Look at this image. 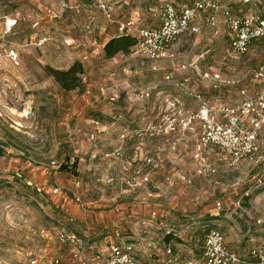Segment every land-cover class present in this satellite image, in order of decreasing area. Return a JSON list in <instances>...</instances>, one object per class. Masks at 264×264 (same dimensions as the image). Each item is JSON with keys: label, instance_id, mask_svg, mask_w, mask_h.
<instances>
[{"label": "rangeland", "instance_id": "rangeland-1", "mask_svg": "<svg viewBox=\"0 0 264 264\" xmlns=\"http://www.w3.org/2000/svg\"><path fill=\"white\" fill-rule=\"evenodd\" d=\"M194 1L103 0V10L97 0H0V25L3 17L21 14L13 34L0 42L19 54V65L0 58V141L5 145L0 264L51 258L57 243L48 238L62 229L83 236L97 251L132 245L141 264H155L157 250L161 253L167 243L186 260L203 264L200 254L211 229L224 233L243 259L264 251V226L233 207L251 188L246 206L254 218H264L256 171L249 164L229 168L213 149L209 157L219 173L197 175L201 126H184L188 114L200 108L187 90L202 93L213 105H234L237 99L227 88L204 94L212 89L201 78L204 72L221 70L250 94L260 89L251 76L264 65V41L254 42L246 55H231L225 30L217 36L204 27L178 39L173 61L154 62L132 51L112 59L104 54L108 41L121 36L122 25L133 22L130 33L137 34L160 25L164 2ZM228 4L236 14L264 18V0ZM76 62L84 67V86L63 91L48 68L68 70ZM183 65L187 69L178 71ZM24 178L39 181L43 192ZM220 198L228 200L230 211L218 213ZM157 215L168 216L158 227L160 222L151 219ZM169 229L170 239L164 235Z\"/></svg>", "mask_w": 264, "mask_h": 264}, {"label": "built area", "instance_id": "built-area-1", "mask_svg": "<svg viewBox=\"0 0 264 264\" xmlns=\"http://www.w3.org/2000/svg\"><path fill=\"white\" fill-rule=\"evenodd\" d=\"M46 1V0H42ZM101 9L107 6L103 0H97ZM222 0H196L190 5L178 6L172 2H164L159 7L160 25L141 29L137 33V43L133 49L135 55H141L148 60L158 62L174 60L173 50L176 42L183 35L191 32L199 34L201 27L206 25L212 29L218 26L217 14ZM246 3L251 0H245ZM223 19L231 41L229 53L231 55H246L251 45L259 40L264 41V18L252 15L238 16L231 8L223 9ZM21 14L5 16L0 25V42L10 37L17 27ZM46 39L40 40L38 45L45 44ZM6 57L15 65H19V54L12 46L0 45V58ZM252 81L262 86L254 94L248 93L246 88L238 85L240 81L224 78L222 71L207 72L204 79L209 80L212 89L219 92L222 88L239 89L241 102L234 105H213L200 96L191 95L200 102L196 113L190 112L185 120V127L198 123L201 126L197 146V158L201 160L197 175L212 178L219 173L218 167L210 160V150L215 149L219 162L229 168L242 164H249L255 170L254 187L264 191V65L252 73ZM170 81L171 77L167 76ZM175 107V104H172ZM175 131V128L173 129ZM151 163V162H150ZM148 163V165L150 164ZM138 175L141 171L137 172ZM145 182L149 179L145 178ZM191 183V181H190ZM30 186L32 183H28ZM58 190H56L57 193ZM250 188L239 196L233 207L235 212L255 220L264 226V218H254L246 206L251 196ZM228 200L218 199L216 209L219 212L230 211ZM50 241L62 247L69 248L71 260L79 264H139L132 245H113L108 251L88 252L86 241L73 232L60 230L55 237L50 235ZM169 264H177L179 259L168 250ZM203 264H264V251H252L250 259H243L233 252L227 245L224 234L218 229L207 231L204 242ZM30 264H42L41 259L32 258ZM45 264H62L60 259H51Z\"/></svg>", "mask_w": 264, "mask_h": 264}, {"label": "crops", "instance_id": "crops-1", "mask_svg": "<svg viewBox=\"0 0 264 264\" xmlns=\"http://www.w3.org/2000/svg\"><path fill=\"white\" fill-rule=\"evenodd\" d=\"M96 1V0H95ZM108 1H110V0H108ZM227 1L228 0H222L221 1V8H220V11L218 12V14H217V17H218V26H217V28H215L214 30H213V33L215 34V35H217V36H219V35H222V32H221V29H224L225 30V33H226V36H227V40L225 41V43L227 44V51L229 52V50H230V47H231V41H230V38H229V36H228V31H227V27H226V24H225V22H224V19H223V9L225 8V7H229V4L227 5ZM244 1V3H246L245 2V0H243ZM190 4H192V3H190ZM190 4H182V5H180V7L181 6H186V5H190ZM179 6V5H178ZM234 12V11H233ZM234 14H236L235 12H234ZM236 15H238V16H245V15H247V14H245V15H240V14H236ZM263 18V17H262ZM132 23L133 22H131L130 24H127V26L125 25H122V27H121V32H122V34L121 35H124V34H127V35H131V36H133V37H137V34H131L130 33V31H131V28H130V26L132 25ZM155 26V25H154ZM200 27H201V30H203V28L204 27H207L206 25H199ZM156 27H158V25L156 26ZM150 28V27H149ZM153 28V27H152ZM143 29V28H142ZM220 30V31H219ZM189 34L190 35H196V34H193V33H191V32H189ZM178 42V41H177ZM177 44V43H176ZM176 44H175V46H174V48H173V50H174V52H175V47H176ZM210 52V50L207 52V54ZM200 59H205V55H201L200 56ZM192 66H194V63H191L190 65H189V67H192ZM181 69H187V66H185V65H183V66H178L177 67V70L178 71H180ZM208 72H210V71H208ZM214 72H216V71H214ZM207 72H204L203 73V75L201 76V78H202V80L203 81H206V82H208V83H211L209 80H206V79H204V75L206 74ZM212 85V84H211ZM238 89V88H237ZM233 91H236V95H237V99H236V101L234 102V104H238L239 102H241V97H240V94H239V91L238 90H236V89H233ZM217 93V92H215V91H213V89H207V90H203V93L204 94H210V93ZM189 96H192L191 94L192 93H194V94H196L197 96H200L203 100H206L203 96H202V93H197V92H195L194 90H187V92H186ZM228 105V104H227ZM17 176L19 177V178H21L22 177V174H20V173H18L17 174ZM38 178L41 180V181H43V180H45V176H43V175H40V176H38ZM25 179V181L27 182V183H32V185L31 186H34L35 185V187H36V189H37V191L38 192H40V193H42L43 192V189H44V185L43 184H40V182L39 181H37L36 179H28V178H24ZM30 186V185H29ZM55 190V189H54ZM58 190V189H57ZM59 191V190H58ZM57 191V192H58ZM216 203H217V201H216ZM75 215H78V214H76V213H74ZM168 216H154V217H152L151 219L152 220H154V221H156V222H160V223H155L156 225H157V227L159 226L158 224H160V225H163V222H164V219L165 218H167ZM81 222V221H80ZM145 223L146 222H142V225H143V227L144 228H147V227H149V226H145ZM162 230L163 231V228H158V230ZM172 231L173 230H171V229H169V230H167L166 231V233L164 234L165 236H167L168 237V239H170L171 238V233H172ZM74 233V232H73ZM76 234V233H75ZM148 235L149 234V231L148 230H145L144 232H143V235ZM224 234V233H223ZM78 236H80V237H82L85 241H86V243H87V251L88 252H100L99 250L97 251L96 249H95V246L93 245V244H90L87 240H86V238H84L83 236H81V235H79V234H77ZM163 235V234H162ZM225 239H226V237H225ZM54 242V241H53ZM52 242V243H53ZM204 242H205V238H204ZM204 242H203V246H202V252H201V254H200V256H201V261H204ZM55 243V242H54ZM227 243V245H228V247L233 251V252H235L236 250L230 245V244H228V241L226 242ZM111 246H113V245H111ZM110 246V247H111ZM110 247H107V249L106 250H103L104 252H106V251H108L109 250V248ZM156 249V248H155ZM146 249H144L143 250V254H144V258L146 259V257H148V255H147V253H146V251H145ZM161 250V253H159L160 251L159 250H157V254H156V260H155V264H169V256H168V250H171V252L175 255V256H177V258L179 259V262L177 263V264H198L197 262H193L192 260H186L182 255H181V251L180 250H178L177 248H176V246H174V247H172L171 246V244L170 243H167V244H164V247L162 248V249H160ZM102 252V251H101ZM236 254H238L237 252H235ZM60 259L61 261H62V264H79V263H73L72 262V260H71V256H70V252H69V248H67V247H62V246H60V245H58V244H56V250H54L53 251V253H52V256H51V258H49V257H47V258H44V259H42L41 258V261H42V264H45L46 263V261H49V260H51V259ZM38 259H40V258H38ZM146 261H148V262H150L149 261V259H147ZM139 262V264H141L140 263V261H138ZM29 264H30V261H29Z\"/></svg>", "mask_w": 264, "mask_h": 264}, {"label": "trees", "instance_id": "trees-1", "mask_svg": "<svg viewBox=\"0 0 264 264\" xmlns=\"http://www.w3.org/2000/svg\"><path fill=\"white\" fill-rule=\"evenodd\" d=\"M136 43V38L131 35L124 34L118 37H114L109 40L108 43L104 46L105 57L107 59H112L118 54H130L131 51L133 52ZM48 73L55 79V81L63 91L71 92L78 90L84 86L82 77L85 71L82 63L80 62H76L68 70H56L48 68ZM4 147L5 145L0 141V158L4 157L5 155ZM61 169L65 170L67 168L66 166H62Z\"/></svg>", "mask_w": 264, "mask_h": 264}]
</instances>
